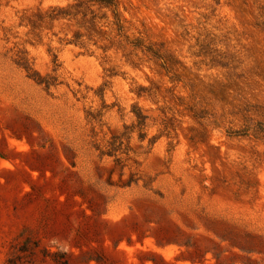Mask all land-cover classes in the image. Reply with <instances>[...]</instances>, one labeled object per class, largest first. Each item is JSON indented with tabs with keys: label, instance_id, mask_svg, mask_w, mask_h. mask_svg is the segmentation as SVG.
I'll return each mask as SVG.
<instances>
[{
	"label": "rangeland",
	"instance_id": "rangeland-1",
	"mask_svg": "<svg viewBox=\"0 0 264 264\" xmlns=\"http://www.w3.org/2000/svg\"><path fill=\"white\" fill-rule=\"evenodd\" d=\"M115 1L0 0V264H264V0Z\"/></svg>",
	"mask_w": 264,
	"mask_h": 264
},
{
	"label": "trees",
	"instance_id": "trees-1",
	"mask_svg": "<svg viewBox=\"0 0 264 264\" xmlns=\"http://www.w3.org/2000/svg\"><path fill=\"white\" fill-rule=\"evenodd\" d=\"M82 4L84 5L86 4L85 10H81L80 7L82 6ZM92 7H97L98 9L109 10L113 18L112 23L115 25L116 29L118 31L122 29V26L120 23L119 12H118V5L115 0H79V1L76 0L74 4H71L68 6L50 7L48 10L44 12V17L48 20H55V19L59 20V19H64L68 17H73V16L76 17V15H80L82 19H87V21H90L91 25H94L96 15ZM101 18H106V16L102 15ZM22 67L26 71H28L29 76H31L38 83L49 84L46 82L43 76H41L38 72L34 71L28 65H23ZM60 255L62 259L59 261V264H69L66 258V254L61 253Z\"/></svg>",
	"mask_w": 264,
	"mask_h": 264
}]
</instances>
